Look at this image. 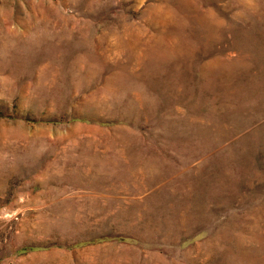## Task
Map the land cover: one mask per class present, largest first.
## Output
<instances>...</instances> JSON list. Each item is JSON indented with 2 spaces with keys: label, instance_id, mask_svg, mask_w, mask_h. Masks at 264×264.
Segmentation results:
<instances>
[{
  "label": "rangeland",
  "instance_id": "1",
  "mask_svg": "<svg viewBox=\"0 0 264 264\" xmlns=\"http://www.w3.org/2000/svg\"><path fill=\"white\" fill-rule=\"evenodd\" d=\"M0 264H264V0H0Z\"/></svg>",
  "mask_w": 264,
  "mask_h": 264
}]
</instances>
